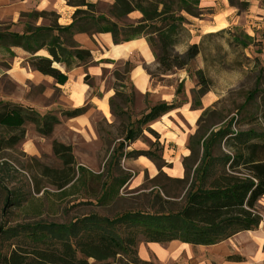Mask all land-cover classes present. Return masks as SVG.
<instances>
[{"label":"trees","instance_id":"obj_1","mask_svg":"<svg viewBox=\"0 0 264 264\" xmlns=\"http://www.w3.org/2000/svg\"><path fill=\"white\" fill-rule=\"evenodd\" d=\"M65 2L75 9L71 23L66 26L55 23L37 27L26 23L22 34L0 32V48L8 52L12 48L21 49L29 55L26 59L29 68L52 78L57 85L66 84L67 74L74 67L95 64L90 51L74 41L77 34L89 37L110 34L114 45L144 37L162 74L185 68L199 54L197 45L189 46L183 55L173 53L180 37L188 32L183 14L195 18L203 16L197 0H112L107 16L97 15L96 6L87 0ZM227 2L239 12L248 8L246 0ZM133 12L141 15L134 26H118L110 19L121 20ZM26 16L37 20L42 13L32 12ZM248 41L247 36L232 37V42L243 48ZM39 52L47 56H37ZM55 64L64 67L65 72L58 70ZM195 76L197 89L192 91V99L193 106L199 108L197 97L208 93L211 83L201 71H196ZM83 81L90 86L88 75ZM117 94L115 89L113 97ZM175 109L172 103L155 105L127 127L123 142H134L142 134L141 127ZM239 109L236 117L247 114L244 124L253 127L233 130L229 123L208 137L196 134L190 137L191 153L185 161L193 160V164L183 165V179L173 180L183 186V204L177 210L168 208L170 201L157 198L151 213L132 211L113 219L92 213L68 223L39 220L14 228H0V245L7 243L6 249L0 251V264H149L137 256L139 243L178 241L193 247H208L238 233L256 230L262 221L258 202L264 197V68L257 71L254 85L245 94ZM84 111L78 108L61 115L71 119L83 115ZM28 123L39 136L49 137L59 120L52 114L40 115L30 108L0 103V151L16 146L23 139L24 126ZM51 151L61 169L37 163L38 176L54 188L61 199L77 195L79 200L90 199L94 206L108 208L120 198L129 182V175L121 170L117 161L111 160L102 172L94 173L76 163L71 146L52 141ZM127 155L145 156L159 169L163 164L159 157L149 153ZM164 195L171 198L167 193ZM11 199L6 197L5 203L13 202L15 206L23 202L20 196ZM229 260L241 261L240 258Z\"/></svg>","mask_w":264,"mask_h":264},{"label":"rangeland","instance_id":"obj_2","mask_svg":"<svg viewBox=\"0 0 264 264\" xmlns=\"http://www.w3.org/2000/svg\"><path fill=\"white\" fill-rule=\"evenodd\" d=\"M87 2L96 6L97 15L104 16L108 15L113 3L112 0ZM246 3V11L239 12L231 7L234 9L233 18L237 22L215 33H207L202 28L206 22H213L214 25L212 8L202 9L201 18L183 14L188 32L180 37L173 53L183 55L191 45L199 48V54L185 68L162 74L158 71L157 63L156 66H142L150 84L161 85L162 95L170 96L176 109L182 108L185 115L190 111L198 112L191 126L180 113L166 114L153 122L159 125V133L152 130L153 123H149L141 127L142 134L134 142H123L129 125L135 124L155 105L164 103L158 96H151L150 92L145 95L136 93L128 76L132 62L111 65L98 78L85 74L90 77V86H87L92 90L93 96H102L98 89L103 87V92L109 90L112 97L107 101L108 117L96 110L88 100L84 106V115L89 116L88 121L79 130L69 128L67 118L61 115L66 110V104L57 100L59 91H54L51 98L46 99L40 98L38 90L32 91L30 102L37 106L30 109H38L36 112L40 115H45L44 111L55 115L59 124L54 127L51 136L41 137L35 132L34 126L28 123L24 126V137L19 143L10 150L0 151V228H14L39 220L68 223L76 217L92 213L109 219L132 211L151 213L153 201L157 198L160 201H170L168 208L177 210L183 204V186L177 185L173 180L183 179V165L193 164V160L185 161L191 153L190 137L195 134L202 138L208 137L210 133L223 129L229 123L233 130L253 127L244 124L247 114L236 115L244 102L245 94L254 85L257 71L264 68V14L257 15L258 19H254L249 12L254 4L264 11V0H246ZM74 10L65 0H0V32L22 34L26 23L37 27H49L55 23L64 26L60 24L63 21H59V14L73 13ZM32 12L42 13V16L32 20L26 16ZM140 18L139 13L133 12L121 20L110 19L118 26H134ZM233 36H247L250 41L243 48L232 42ZM12 51L16 54L0 48V63L5 61L4 67H8L14 57L21 59L20 66L29 67L26 63L28 54L19 49ZM40 55L42 54H37ZM96 65L97 63L78 67L85 70L88 66ZM196 71H201L211 83L208 93L197 97V102L201 105L199 108L193 106L192 99V91L197 89ZM115 89L118 94L113 97ZM252 112L256 113V110L252 108ZM177 136L178 143L183 137L184 144L175 146L167 143V139L176 140ZM52 141L71 146L76 163L94 173L102 172L111 160L117 161L121 170L130 177L120 198L110 207L102 208L94 206L90 199L79 200L77 195L65 199L57 197L54 188L38 176L36 166L39 163L49 168L61 169L60 162L51 151ZM131 152L159 157L163 161L161 169L145 156H128ZM164 193L171 198H166ZM14 196L22 197L23 202L15 206L13 202L7 205L5 198L12 201L11 197ZM81 201L88 203L83 204ZM259 212L264 217V208ZM6 246L7 243L1 244L0 251H4ZM177 251L178 260L175 264H218V259L211 258L210 250L192 246L187 250ZM151 258L146 262L155 264Z\"/></svg>","mask_w":264,"mask_h":264},{"label":"crops","instance_id":"obj_3","mask_svg":"<svg viewBox=\"0 0 264 264\" xmlns=\"http://www.w3.org/2000/svg\"><path fill=\"white\" fill-rule=\"evenodd\" d=\"M200 9L212 8L215 17L221 16L225 22V28L229 24H235L237 22L234 16V9H232L227 0H197ZM251 17L258 19L257 15L264 14L263 10L258 9L256 4L250 8ZM60 15L59 21L61 25H68L71 22L72 13H65ZM264 19V16H263ZM213 22H206L202 28L206 31L208 28L215 26ZM207 32V31H206ZM74 41L82 48L90 51L93 61L97 63L96 66H88L85 70L83 67H75V69L68 72V81L63 86L55 84L52 78L43 76L38 72L31 70L29 67L24 68L20 66L21 59L17 60L13 58L8 67H4V62L0 63V103H13L24 108H33L37 104L31 103L32 91L38 90V95L42 99L51 98L54 91H59L57 100L66 104L65 111H71L78 108H84L87 101L96 107V110H101V106L104 104L107 107V101L112 97V92L107 90L103 92V87L98 89V92L102 96H93L92 90L84 84L83 78L85 74H88L92 78H98L104 70L111 65H117L119 63L132 62L133 66L129 72V80L135 89L137 94L145 95L151 93V96H158L161 102L170 104L172 98L170 96H163L161 88L162 86L157 84L152 86L144 73L142 66H156L155 57L144 38H136L129 42L114 45L110 34H97L89 37L86 34H77L74 36ZM12 48L10 51L16 54ZM21 50V49H19ZM44 56L45 55H40ZM61 68V69H60ZM61 72H65L62 66L57 68ZM141 75L135 76L138 72ZM9 91V92H8ZM40 93V94H39ZM48 109V108H47ZM36 111L38 109H35ZM180 113L184 116L187 123L191 126L188 118L198 116L197 111H190L185 115V111L182 108L171 111L172 113ZM45 114H47L44 111ZM104 114V113H103ZM105 115V114H104ZM88 115H81L76 118H67L68 127L71 129L79 130L84 128L85 122L88 121ZM153 123V122H152ZM152 130L158 132L159 125L153 123L151 125ZM167 143L180 146L184 144L183 137H176V140L167 139ZM182 146V145H181ZM260 209L264 208V197L258 202ZM259 224L258 228L254 231L242 232L233 236L231 239L216 244L214 246L202 247L196 246L201 250H210L212 253V259H218V264H264V217ZM192 246L173 241L168 244H154V243H139L137 256L141 261H150L153 259L155 264H175L178 260V249L187 250ZM229 258H240V262L229 260ZM203 264V263H196Z\"/></svg>","mask_w":264,"mask_h":264},{"label":"bare ground","instance_id":"obj_4","mask_svg":"<svg viewBox=\"0 0 264 264\" xmlns=\"http://www.w3.org/2000/svg\"><path fill=\"white\" fill-rule=\"evenodd\" d=\"M215 26H213L212 28H208L206 31L207 33H215V32H218V31H221L222 29L225 28V22L223 21L222 17L221 16H218V17H215ZM38 54H42V55H45L47 56L44 52H39ZM55 67L58 68V65H55ZM61 69V68H60ZM137 75H141V72L138 70V72L135 74V76ZM142 77L144 76L143 74L141 75ZM101 110L103 111V113L108 117L109 116V112L107 110V107L106 105H102L101 106ZM189 122L191 124H194L195 122V118L194 117H190L189 118ZM148 164V163H147Z\"/></svg>","mask_w":264,"mask_h":264},{"label":"water","instance_id":"obj_5","mask_svg":"<svg viewBox=\"0 0 264 264\" xmlns=\"http://www.w3.org/2000/svg\"><path fill=\"white\" fill-rule=\"evenodd\" d=\"M55 65H56V64H55ZM55 65H54V66H55ZM58 66H59V65H58ZM56 68H57V67H56Z\"/></svg>","mask_w":264,"mask_h":264}]
</instances>
